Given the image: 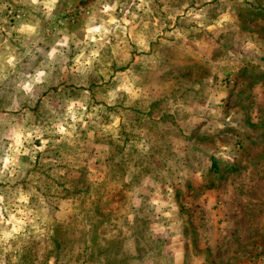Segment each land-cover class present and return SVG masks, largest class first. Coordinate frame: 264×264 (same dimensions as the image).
Listing matches in <instances>:
<instances>
[{"label":"clouds","instance_id":"9594fccd","mask_svg":"<svg viewBox=\"0 0 264 264\" xmlns=\"http://www.w3.org/2000/svg\"><path fill=\"white\" fill-rule=\"evenodd\" d=\"M253 126L264 0H0V264H264Z\"/></svg>","mask_w":264,"mask_h":264},{"label":"rangeland","instance_id":"374dc122","mask_svg":"<svg viewBox=\"0 0 264 264\" xmlns=\"http://www.w3.org/2000/svg\"><path fill=\"white\" fill-rule=\"evenodd\" d=\"M91 0H81V6L90 3ZM255 21H250L254 23ZM243 79V77L241 78ZM237 87L240 86V80L237 81ZM252 143L243 150V160L248 161L247 164L240 161L235 166L227 169H217L216 178L220 183L230 179H238L241 177L245 168L252 165V173L249 177L248 184L241 191V196L247 200V203L236 201L228 208V218L234 221L233 231L230 232L231 240L227 243H221V249L236 247L237 252L247 248L253 242L257 232V225L264 223V126H253L251 134ZM213 187L215 184L212 185ZM233 208L237 209L236 212ZM195 243V241H194ZM224 253L221 251L217 258L213 260V264H230L229 261L223 259Z\"/></svg>","mask_w":264,"mask_h":264},{"label":"trees","instance_id":"16d2710c","mask_svg":"<svg viewBox=\"0 0 264 264\" xmlns=\"http://www.w3.org/2000/svg\"><path fill=\"white\" fill-rule=\"evenodd\" d=\"M213 169L216 171L217 170V167H216V165L214 164V166H213Z\"/></svg>","mask_w":264,"mask_h":264}]
</instances>
